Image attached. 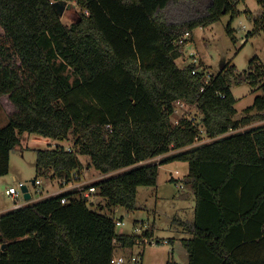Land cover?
<instances>
[{"label":"trees","instance_id":"obj_1","mask_svg":"<svg viewBox=\"0 0 264 264\" xmlns=\"http://www.w3.org/2000/svg\"><path fill=\"white\" fill-rule=\"evenodd\" d=\"M54 1L0 0V24L21 61L20 67L8 62L1 48L0 95H9L16 112L0 127V176L10 172L25 132L71 141L72 150L36 149L35 180L70 181L85 169L80 157L87 155L89 167L108 174L93 183L95 194L109 209L134 210L139 186L156 185L160 165L186 161L181 196L194 194L195 216L175 220L190 235L182 238L190 261L167 264H264V124L195 144L202 133L216 137L252 118L234 117L235 65L209 78L201 64L178 63L194 29L225 14L234 18L244 0H211L206 12L193 15L196 0H66L82 8L71 24ZM258 3L259 14L247 11L252 34L264 31V0ZM227 31L237 42L230 25ZM244 78L262 90L246 112L264 118L258 56ZM178 99L195 105L200 120L175 123ZM90 204L63 191L0 214V264H113L117 246L153 236L152 227L117 232V220Z\"/></svg>","mask_w":264,"mask_h":264},{"label":"rangeland","instance_id":"obj_2","mask_svg":"<svg viewBox=\"0 0 264 264\" xmlns=\"http://www.w3.org/2000/svg\"><path fill=\"white\" fill-rule=\"evenodd\" d=\"M211 0H196L189 7V12L193 14H202L206 12ZM71 5V7H68ZM241 11L232 18L231 14H225L220 20L214 22L207 27H197L193 32V39L185 45V54L178 59L180 65L187 64L196 58L197 64H201V69L207 74H214L221 70L225 64L235 65L237 68V78H233L231 88L237 98L235 106L237 113L235 119H242L249 116L252 120L243 123L239 128L246 130L258 125L264 124V118L258 117L257 111L246 112L251 106L255 98L262 94V90L252 86L244 78V71L249 67L251 59L258 56L264 62V31L261 30L256 34L251 32L255 28L254 21L249 18L247 11H252L255 15L261 12V5L258 0H244L238 5ZM82 8L75 1H67L66 9L61 16L66 24H71L80 16ZM228 25L233 29V34L237 40H233V36L227 31ZM6 47V59L16 67L21 66L19 57L15 54L13 43L6 34L4 28L0 24V50ZM194 55V56H193ZM0 127L5 125L10 117L16 112V108L9 98L8 94L0 95ZM189 115H195L200 120V112L192 105L189 109ZM201 138H207L206 133H202ZM22 144L18 146L17 151H12L10 161V172L0 176V210L5 207H15V201L25 203L27 200L23 196L14 199L6 193V189L10 186L19 187L20 181L27 183L32 198L37 199L42 194L49 193L61 187L56 180L40 177L42 184L35 185L32 179L37 177L36 170V149L54 148L58 144L71 147V141H60L51 137L43 136L37 133L25 132L21 135ZM167 155H158L148 161L159 162ZM81 160L88 166L90 157L81 155ZM188 162L171 161L160 165L158 182L156 185H141L138 188L136 208L128 210L123 206L112 207L106 206V200L94 194L90 201V207L98 212L107 214L116 220L124 222L117 225V232L131 234L133 232H143L152 227L154 228V237L160 242L155 245L136 244L132 249L118 250L119 254H124L128 260L126 264H167L171 259L181 263L190 261V253L183 246L182 238L190 237L185 232L178 221L181 218L194 219L195 216V196L191 194L189 198H183L181 195L185 192V188L180 187L183 183V177L188 171ZM176 170L179 173H176ZM122 172L123 170L115 171ZM88 178L93 180L100 172L91 167L88 172ZM76 180H73L75 182ZM179 183V184H178ZM45 186V189H44ZM42 189V192L38 190ZM38 201V200H37ZM173 238V242L166 239ZM124 248V247H123ZM130 250L135 255L142 254V260L132 262L130 260Z\"/></svg>","mask_w":264,"mask_h":264},{"label":"built area","instance_id":"obj_3","mask_svg":"<svg viewBox=\"0 0 264 264\" xmlns=\"http://www.w3.org/2000/svg\"><path fill=\"white\" fill-rule=\"evenodd\" d=\"M190 33L187 32L184 37L181 39V41L184 40V38H187L189 37ZM189 43V42H188ZM187 44V43H186ZM194 56V55H193ZM198 60L195 58L192 59L191 62H197ZM208 77L210 78L212 76V74H207ZM193 104L183 100V99H178L175 104H174V122L175 123H179L180 119L183 118V117H190L191 119L193 120H197V117L195 115L193 116H190L189 115V109L190 107L192 106ZM239 130H241L240 128H237V129H234V128H231L229 131L223 133V134H220L216 137H212V136H209L207 135V138L203 139L201 137H199L196 141H195V144H202V143H207V142H212L214 141L215 139L219 138V137H224L226 135H229V134H232V133H235V132H238ZM69 150H72V148L69 146L68 147ZM150 162V161H148ZM100 172V171H99ZM84 172H74V175H73V179L70 180V181H63V182H60V185H61V188L62 190L60 189L59 191L55 192V193H50V195H56L58 193H61L63 191H74L76 193H78V196L80 198H83V199H89L92 197V195L95 194L97 188L96 186L93 184L95 181L97 180H100L104 177H107L108 174H105V173H101L100 172V175L99 176H96L95 178H93V180H91L90 178H88V174H83ZM176 173H179L178 170H176ZM73 180H76L75 182H73ZM42 184V181L40 178H38L35 182V185H40ZM179 184V183H178ZM23 185H27L26 182L24 181H20L19 183V187H15V186H10L6 189V193L10 196H13L14 199H18V197L20 196H23L24 197V192L22 191V186ZM180 187H183L184 184L181 183V185L179 184ZM39 191L42 192V189L41 188H38ZM48 194H42L44 195L43 198L47 197V196H50ZM32 195V193H31ZM25 198V197H24ZM41 198V199H43ZM32 200V198H31ZM67 200L64 198L62 199V202H66ZM28 203V201H26L25 203H20L19 201H15V207L14 208H17V207H20L24 204ZM124 224L123 221L121 220H117V225H122ZM160 240L159 239H156L154 236L152 237H149V236H145V235H142L141 237H139L138 239H136V244H141V245H144V246H147V245H155V244H158ZM167 241V239H166ZM133 245V246H135ZM133 246H128V247H124V249H132ZM130 260L132 262H138L140 260H142V254H139V255H135L133 250H130ZM128 258L124 255V254H121V255H116L114 253V257H113V264H126Z\"/></svg>","mask_w":264,"mask_h":264},{"label":"crops","instance_id":"obj_4","mask_svg":"<svg viewBox=\"0 0 264 264\" xmlns=\"http://www.w3.org/2000/svg\"><path fill=\"white\" fill-rule=\"evenodd\" d=\"M0 98H2V96H0ZM18 148V147H17ZM15 149L14 151H19L20 149ZM19 148H20V146H19ZM176 150H172L171 152H169V153H166V154H164V155H169V154H171V153H173V152H175ZM175 161H181V160H175ZM182 162H186V161H182ZM90 168L91 167H89V166H87V165H85V169L83 170V174H86L85 172L87 171L88 172V170H90ZM188 171H189V168H188ZM188 171L185 173V175L188 173ZM99 172V171H98ZM184 175V176H185ZM50 179L52 180V181H54V180H56L57 182H59V184H60V181L57 179V178H51L50 177ZM44 189H45V186H44ZM50 189V188H49ZM49 189H47L48 190V192H51V194L52 193H55V192H57V191H59L60 189L62 190V188L60 187V188H58V189H56V190H53V191H50ZM48 194V193H47ZM49 195H50V193H49ZM44 197V195H42V196H40V197H38L37 199H35V198H32V201H37V200H40L41 198H43ZM31 201V202H32ZM14 208V207H13ZM12 208H9V207H5V208H2L1 210H0V214H2V213H5V212H7V211H9V210H11ZM182 220H191V219H184V218H181ZM182 228V227H181ZM183 229V228H182ZM184 230V229H183ZM185 231V230H184ZM186 232V231H185ZM153 236H154V232H153ZM185 238V237H184ZM122 250V249H124L123 247H121V246H117L116 247V249H115V254L117 255V253L119 252L118 250ZM119 255H121V254H119Z\"/></svg>","mask_w":264,"mask_h":264},{"label":"water","instance_id":"obj_5","mask_svg":"<svg viewBox=\"0 0 264 264\" xmlns=\"http://www.w3.org/2000/svg\"><path fill=\"white\" fill-rule=\"evenodd\" d=\"M67 1L66 0H56L53 2V7L55 8L56 12L62 16L65 9H66ZM68 7H71V5H68ZM33 184H35L36 180L32 179ZM22 191L24 192V197L27 200H31L32 195L29 192V188L27 185L22 186ZM6 243L3 244V247H5Z\"/></svg>","mask_w":264,"mask_h":264}]
</instances>
